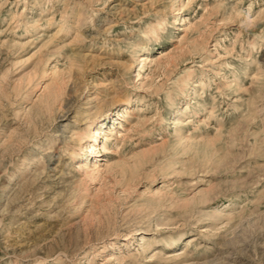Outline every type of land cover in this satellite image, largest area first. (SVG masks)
<instances>
[{
  "label": "rangeland",
  "instance_id": "obj_1",
  "mask_svg": "<svg viewBox=\"0 0 264 264\" xmlns=\"http://www.w3.org/2000/svg\"><path fill=\"white\" fill-rule=\"evenodd\" d=\"M0 264H264V0H0Z\"/></svg>",
  "mask_w": 264,
  "mask_h": 264
}]
</instances>
